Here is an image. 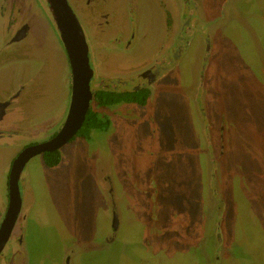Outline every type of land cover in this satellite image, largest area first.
<instances>
[{"label": "rangeland", "instance_id": "rangeland-1", "mask_svg": "<svg viewBox=\"0 0 264 264\" xmlns=\"http://www.w3.org/2000/svg\"><path fill=\"white\" fill-rule=\"evenodd\" d=\"M67 1L93 90L143 85L134 73L172 57L144 105L92 101L107 130L68 141L54 167L25 164L22 242L4 264H264V0ZM51 15L47 0H0V101L21 93L0 119V208L16 152L66 119Z\"/></svg>", "mask_w": 264, "mask_h": 264}, {"label": "water", "instance_id": "water-1", "mask_svg": "<svg viewBox=\"0 0 264 264\" xmlns=\"http://www.w3.org/2000/svg\"><path fill=\"white\" fill-rule=\"evenodd\" d=\"M50 9L56 18L62 43L66 49L71 67V96L66 115V119L60 129L48 140L29 145L13 160L9 174L10 189V212L0 228V250L5 244L16 213L20 207V194L18 189V176L24 165L36 154L46 151H53L61 148L81 127L88 109L91 106L93 91L88 83L90 74L88 61L85 59L87 52L86 41L82 31L78 27L75 15L67 0H47ZM23 29L16 31L14 40H18L23 35ZM84 49V51H82ZM9 101H0V119L4 113V108Z\"/></svg>", "mask_w": 264, "mask_h": 264}, {"label": "flooded vegetation", "instance_id": "flooded-vegetation-1", "mask_svg": "<svg viewBox=\"0 0 264 264\" xmlns=\"http://www.w3.org/2000/svg\"><path fill=\"white\" fill-rule=\"evenodd\" d=\"M48 2V1H47ZM68 2V1H67ZM68 4H69V2H68ZM48 5H49V9H50V4H49V2H48ZM51 10V9H50ZM52 12V21H54V25L55 26H57V29H58V32H59V34H60V31H59V28H58V24H57V22H56V18H55V16H54V14H53V11H51ZM74 13V12H73ZM75 15V14H74ZM76 18V17H75ZM77 21V20H76ZM78 23V22H77ZM22 25V24H21ZM18 26L17 27V30H19V29H23V35L21 36V38L20 39H18V40H14L13 38H14V36H15V34L13 35V37H12V39H11V41H19V40H22L28 33H30V26H29V23H27L26 22V24H23L22 26ZM78 27H79V29L82 31V28L80 27V25H79V23H78ZM16 30V31H17ZM16 33V32H15ZM82 34H83V36H84V33H83V31H82ZM60 38H61V36H60ZM84 39H85V36H84ZM85 41H86V39H85ZM64 46V45H63ZM65 48V47H64ZM86 48H87V52H86V55H85V59L88 61V66H89V71H90V74H89V76H88V83H89V86H91V79H92V77H94V74H93V70H92V68H91V65H90V63H89V52H88V46H87V42H86ZM66 50V49H65ZM82 51H84V49H82ZM67 53V52H66ZM166 56H168V57H164V58H161V59H156L154 62L152 61V59H151V62L153 63V64H150L149 66L148 65H145L146 67L143 69V70H141L140 72H138L137 74L136 73H134V75H135V78H138L137 80L138 81H144V84L143 85H138V86H135L134 88H132V89H129V90H123V91H130V90H133V89H139V88H143L145 91L147 90V92H148V97H147V100H148V98L151 96V86H152V84L155 82V81H157L158 79H160L163 75H164V67H166V65L165 64H168V62H165V60H170L171 59V57H169V55L167 54ZM67 57H68V55H67ZM69 59V58H68ZM69 61V60H68ZM69 64H70V62H69ZM100 77H102L101 78V81H104V82H106V78H108L109 79V81H112L113 79L110 77V76H100ZM113 77L115 78L116 76L115 75H113ZM131 78H133V76L131 77ZM112 79V80H111ZM130 79V78H129ZM128 78H125V79H123V82L124 83H127L128 81H130ZM91 88V87H90ZM92 89V88H91ZM101 89H111V88H109V86L108 85H106V86H104V87H101ZM113 90H116V89H113ZM18 91V90H17ZM12 92V94H10L8 97H7V99L6 100H4V101H9V104L4 108V113H3V115H2V117H1V119L4 117V115H5V113L8 111V110H10L11 109V107L10 106H12L11 104H13V102H16L19 98H20V96L21 95H19V94H21V93H18V92ZM91 91H94L93 89L91 90ZM116 91H118V90H116ZM16 93H18L17 95H16ZM93 98V97H92ZM9 107H10V109H9ZM55 134V133H54ZM53 136V135H52ZM51 136V137H52ZM50 137V138H51ZM48 140V139H47ZM44 141H46V140H42V141H40V142H31V143H29V144H23L24 146H22L17 152H16V154H15V156L12 158V161H11V165H12V163H13V160L18 156V154L21 152V151H23L26 147H28L29 145H33V144H37V143H41V142H44ZM56 150H59V149H56ZM54 151V150H53ZM41 154H43V153H41ZM32 158V157H31ZM28 162V161H27ZM11 165H10V167H9V174H10V170H11ZM25 166V165H24ZM24 168V167H23ZM23 170V169H22ZM22 170H21V172H22ZM20 180H23V178H22V173H20V175L18 176V181H17V183H18V189H19V181ZM19 194H20V189H19ZM7 205L6 206H3L2 208H0V228H1V226L2 225H4L3 223H4V221H5V219L7 218V215L9 214V212H10V203H11V200H10V189H9V175H8V177H7ZM21 204H22V200H20V207H19V210H18V212L16 213V219L14 220V224L12 225V228H11V231H10V235L8 236V239L6 240V242H5V244L3 245V247H2V249L0 250V264H4V262L6 261V258H3L2 256H3V254H9L10 252H15V251H17V250H19L18 249V247H17V245L20 243V242H22L21 241V235H22V232H21V230H22V226H21V220L23 219L21 216V213H20V211H21ZM113 224H116V226H117V218H116V216L114 217V219H113ZM9 252V253H8ZM5 257H6V255H5Z\"/></svg>", "mask_w": 264, "mask_h": 264}, {"label": "trees", "instance_id": "trees-1", "mask_svg": "<svg viewBox=\"0 0 264 264\" xmlns=\"http://www.w3.org/2000/svg\"><path fill=\"white\" fill-rule=\"evenodd\" d=\"M148 92L143 88L133 89L130 91H116L113 89H97L93 91L92 101L99 108L106 109L113 104L120 103L122 101L137 103L144 105L147 101ZM110 125L108 117L103 116L102 113L90 107L87 111L86 117L79 128L76 135H74L69 141L74 140L77 136L89 140L91 139L92 130H107ZM44 163L49 167L58 165L61 160V153L59 150L46 151L42 154Z\"/></svg>", "mask_w": 264, "mask_h": 264}]
</instances>
